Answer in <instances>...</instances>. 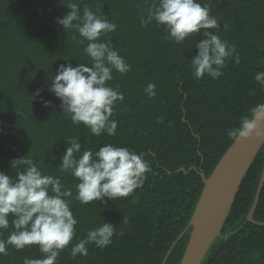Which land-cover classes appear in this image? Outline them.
I'll list each match as a JSON object with an SVG mask.
<instances>
[{
    "label": "trees",
    "instance_id": "16d2710c",
    "mask_svg": "<svg viewBox=\"0 0 264 264\" xmlns=\"http://www.w3.org/2000/svg\"><path fill=\"white\" fill-rule=\"evenodd\" d=\"M72 0H0V170L15 178L19 168L11 162L22 156L40 163L44 174L59 176L73 189L78 180L60 171L67 140L76 137L81 152H94L106 143L144 153L151 171L142 188L126 198L81 204L72 199L71 210L79 223L57 264H179L189 233L190 218L203 188L201 173L209 176L234 141L229 129L243 116L264 104V89L255 81L264 72V0H199L218 18V35L236 45L240 63L229 58L224 75L196 79L191 58L194 38L175 44L155 21L141 26L151 0H75L81 14L85 5L117 25L110 40L131 70L113 71L108 85L124 93L117 102L116 135L93 136L84 125L75 126L62 112L60 100L49 91L61 64L91 65L77 43L79 33L57 23L70 11ZM214 31V30H209ZM76 37V40L73 37ZM204 37L197 35L195 42ZM156 85L149 99L143 89ZM40 95L35 96L37 90ZM44 101L51 105L44 106ZM163 117L162 123L157 118ZM55 157V158H53ZM264 164V143L239 186L222 226L201 264H264V225L246 220ZM127 218V224L123 222ZM8 230L0 238H7ZM264 222V182L253 212ZM112 223L117 233L101 249L87 245L88 256H71V247L89 229ZM0 264H23L25 257L40 259L37 246L21 251L9 246Z\"/></svg>",
    "mask_w": 264,
    "mask_h": 264
},
{
    "label": "clouds",
    "instance_id": "9594fccd",
    "mask_svg": "<svg viewBox=\"0 0 264 264\" xmlns=\"http://www.w3.org/2000/svg\"><path fill=\"white\" fill-rule=\"evenodd\" d=\"M69 12L57 23L64 30L75 29L82 39L77 43L86 46L83 52L92 61L91 65L79 63L61 64L51 80L49 91L60 100L59 107L70 117L73 125H84L93 136L116 135L118 122L111 119L117 109V102L124 101V93L108 85L113 80V71L126 74L131 70L123 56L112 46L110 40H101L107 33L115 32L117 25L104 15H97L85 5L81 14L75 0L65 4ZM207 3L199 0H151L147 15L141 16V26L147 27L155 21L157 27H164L167 38L175 44L194 38L196 54L191 58V71L196 79L207 74L212 79L224 75L222 69L229 58L240 63L236 45L221 39L218 18L210 15ZM214 31H209V30ZM197 35L204 37L195 42ZM76 40V37H73ZM255 81L264 89V72H257ZM156 85L148 83L143 89L149 99L156 96ZM35 96L40 95L38 89ZM44 106L51 101H44ZM163 122V117L157 118ZM227 135L234 141L253 136L264 137V104L251 109L249 116L240 119L238 127L228 130ZM67 146L59 164L60 171L71 174L78 180L73 189L65 187L59 176L44 174L40 163L22 156L11 162L19 168L15 178L0 170V237L3 230L12 231L7 238H0V256L9 254V246L17 251L37 246L43 258L25 257L23 264H57L60 253L72 242L76 225L79 223L71 210L72 199L81 204L126 198L134 190L142 188L151 171L144 153H137L128 147H117L106 143L97 151L87 149L81 152V143L76 137L67 140ZM55 158V157H53ZM72 199H69V198ZM123 222L127 224L125 217ZM117 233L115 225L102 221L100 226L89 229L83 239L71 247V256H88L87 245L105 248L112 244Z\"/></svg>",
    "mask_w": 264,
    "mask_h": 264
},
{
    "label": "water",
    "instance_id": "95a60500",
    "mask_svg": "<svg viewBox=\"0 0 264 264\" xmlns=\"http://www.w3.org/2000/svg\"><path fill=\"white\" fill-rule=\"evenodd\" d=\"M263 143L264 137L255 136L233 141L209 176L201 173L204 185L190 218L191 231L179 264H201L211 244L221 234L242 179ZM263 182L264 164L246 216L247 221L264 225L263 221L253 219Z\"/></svg>",
    "mask_w": 264,
    "mask_h": 264
}]
</instances>
